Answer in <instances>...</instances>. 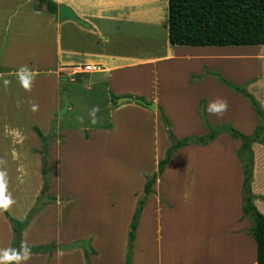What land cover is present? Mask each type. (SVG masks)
Listing matches in <instances>:
<instances>
[{"label": "rangeland", "instance_id": "374dc122", "mask_svg": "<svg viewBox=\"0 0 264 264\" xmlns=\"http://www.w3.org/2000/svg\"><path fill=\"white\" fill-rule=\"evenodd\" d=\"M103 1L107 4L106 8L114 6L115 11L122 14L128 13L124 8L131 5L130 8L136 16L154 19L168 17V0ZM7 2V7H10L14 0ZM66 2L59 0L58 4ZM117 6H122V10L117 9ZM55 16L58 18L57 14ZM31 19L33 20L32 17ZM164 39L165 30L138 24L131 29L124 27L120 37L110 48L125 55L145 54L164 48ZM12 43L13 41H9V44ZM184 47L196 54L213 55L208 59L212 62L211 69L235 83L249 82L248 89L264 107V45ZM37 50L39 48L29 47L28 40L24 39L20 50L12 56H22L27 60L28 56ZM3 53H6V50ZM87 59L92 58H82ZM199 61L192 63L197 66ZM186 67L188 70L194 66L189 65V68L186 64ZM174 69L178 78L168 75L166 77L165 72L160 73L157 92H162V101L167 103L168 109L165 112L173 122V129L179 138L188 134L202 135L208 132L203 122L204 111L213 124L230 123L235 126L233 122L237 121L242 123L243 128L257 126L258 117L250 102L225 87L216 76L208 74L210 68H203L199 74H191L189 77L184 75L185 66ZM160 70L163 71V68ZM95 72L86 73L88 75H84L82 81L78 74L72 75L73 77L60 74L61 107L52 113L51 125L48 126V119L45 118L55 107H52L51 95L43 96L41 111H37L40 112L36 115H40L41 122L29 123V130L36 133L34 126H38L50 137L46 190L41 154L43 146L39 135L36 133L40 145L31 148V153L25 152L26 154L22 150V144L18 143V138L13 137L10 142L0 141V160L5 161L0 164V171L6 173V195H10L14 200L9 209L10 214L23 220L38 201L45 203L36 217L34 216V226L22 242L25 241L24 243L30 246L48 248L40 253L34 252L37 254L30 253V258L24 260L26 264H125L128 232L137 203L144 194L147 178L158 171V162L165 155L159 157V154L164 147L167 149L170 145L159 115V106L158 109H150L153 113L151 116L141 114L134 108L116 113V108L124 103L116 104L113 100L115 90L107 91V80L99 78L97 83L96 80L90 79V74ZM116 77L119 79L116 86L129 91L135 90L132 95L125 96L152 102L147 97L152 93L155 80L148 66L126 69L116 74ZM188 80L193 84H189ZM94 83L97 84L93 86ZM2 87H5L3 81L2 85L0 83V89ZM87 87L93 89L87 90ZM206 94L212 96L214 101H227L228 108L223 116L209 114ZM66 103L69 104V109L60 119L59 111ZM125 103L145 107L134 101ZM93 107L100 109L96 113L95 124H92L89 115ZM11 132L18 135L17 132ZM205 168L217 171L211 166ZM227 174L229 175V168L225 167L222 175L218 177L202 176V180L213 182L196 186L187 191L191 193L178 198V208L170 214L169 226L166 225L165 228V231H168L167 252L175 253L178 264L240 262L242 256L237 245L242 243L241 240L234 241L222 231L223 226L232 222L238 215L235 207L230 214H226L228 207L223 198L228 197L232 191L233 199L237 190L235 187L229 189L228 181L232 184V178ZM153 193L158 201L166 202V196L160 186ZM172 195L177 197V193ZM255 205L257 207V204ZM3 213L5 214L4 211ZM247 218L252 224L250 217ZM7 232V224L0 212L1 244L6 242ZM12 236L14 239V232ZM225 242L232 243L233 246L229 244L231 252L224 250L222 253L217 248L219 243ZM157 249L158 246H155V251ZM177 253H181V256L177 257ZM145 254L146 250L143 256ZM158 260L159 255L155 258V261Z\"/></svg>", "mask_w": 264, "mask_h": 264}, {"label": "crops", "instance_id": "0c3cea01", "mask_svg": "<svg viewBox=\"0 0 264 264\" xmlns=\"http://www.w3.org/2000/svg\"><path fill=\"white\" fill-rule=\"evenodd\" d=\"M56 1L58 3L59 0ZM66 1L65 4L71 6L76 15L88 23L87 25L73 20L61 21L48 11L35 7V2H37L35 0H14L10 7H7V0H0V53L2 54H0V83L2 85L3 81L5 85V80L10 82L7 86L0 89V141L10 142L13 137H16L20 140L18 143L22 144L24 153H31L29 151L31 148L40 145L37 134L29 130V123L33 121L41 122L40 115L36 114L40 113L37 111H41L40 106L44 101L43 96L51 95L53 100L52 107L55 106L45 115V118L48 119V126L51 125L52 113L54 111L57 112L61 107V103H59V68L62 65L79 62L97 64L99 70L90 74V79L96 80L97 83L100 81L98 80L99 78L107 80V91L114 89L118 96L132 95L135 90L129 91L126 88L116 86L115 84L119 80L116 74L126 69H141L148 66L155 82L152 93L147 98L155 101L158 106H163L165 111H168L167 103L162 101V92H157V86L160 84L158 80L160 79V73L165 72L166 77L168 75L171 78H178L174 69L178 66H185L184 75L188 77L191 74H199L203 68L208 67L211 69L212 62H209L208 59L213 57V55L196 54L188 51V47H173L170 44L167 18L154 19L136 16L130 8L131 5L124 8L129 12L122 14L116 12L114 6L106 8L107 4L103 0ZM122 8V6H117L119 10H122ZM20 17L23 19H20ZM138 24L151 26V28L157 30L159 28L163 29V31L165 30L164 48L136 55H125L110 48L116 43L124 27L131 29V27ZM24 39L28 40L29 47L39 48V50L29 55L27 60L22 56H12L20 50ZM9 41H13V43L9 44ZM14 48L16 49L15 51L13 50ZM4 50H6V53H3ZM84 56L92 59L82 60ZM20 57L22 58L20 59ZM196 60H200L197 66L193 64ZM201 60H203L202 63ZM186 64L188 67L189 65L194 67H189L190 69L187 70ZM23 66H27L34 77L32 80L34 85H31L30 91L21 86L17 77L18 70ZM162 68L163 71L160 70ZM84 75L88 74H82L78 78L82 81ZM185 76L184 78H186ZM97 83H94L93 86ZM188 83L193 84L189 80ZM92 87H87V90L94 88ZM205 96L208 105L214 101L212 96L208 94ZM33 105L37 106L35 111L33 110ZM131 108L138 109L141 114L146 116L153 114L147 107H140L130 103H124L122 106L117 107L116 113ZM233 123L237 129L242 130L246 134H251L255 130V127L248 126L243 128L241 127L242 123L240 124L237 121ZM11 131L17 132L18 135L13 134ZM8 132L12 135H7ZM168 142L170 143V140ZM240 145V139L231 137L227 132H222L215 140L206 145L189 144L175 152L161 177L153 186V190L160 186L166 196V202L158 201L155 197L156 195L152 193L144 206L134 241L133 264H178L179 261H176L175 253L169 254L167 252L168 231H165V228L166 225L169 226V216L176 212L179 205V197L191 193L187 191L192 190L196 186L200 187L203 184L213 182L208 179L202 180V176L218 177L222 175L225 167L229 168V175H227L232 178V184L231 181H228L229 189L231 190L232 187L237 188L235 195H233L235 200L231 199L232 191L230 190L228 197L223 198L228 207L226 214H230L235 207L238 215L232 222L223 226L222 231L227 233L234 241L241 240L242 242L237 245L242 258L240 262H235L234 264H257V243L254 237L250 235L251 222L247 217L243 216L242 187L244 172L237 153ZM165 150L166 147H164L162 153L158 151V154L160 153L159 157L165 154ZM253 150L252 191L255 204H257L258 209L260 208V211L264 212V202H262L264 201V143H254ZM218 161H224L225 163L220 164ZM206 166L216 168L217 171L206 169ZM172 193H177V197L173 196ZM0 212L3 221L5 219L8 231L6 233V242L4 244L0 242V250L11 249L13 240L12 225L3 211L0 210ZM35 217L25 229L22 241L26 240L28 233L32 230ZM171 241H173L172 237ZM24 242L23 244L30 246ZM229 244L232 245V243L227 242L219 243L217 248L222 253L224 250L229 252ZM155 246H158L157 251H155ZM30 247L35 246L31 245ZM145 250L146 254L143 256ZM29 253L37 254L40 252L29 251ZM157 255H159V260L155 261ZM180 256L181 253H177V257ZM5 264H8V262H5ZM19 264L26 263L23 260ZM66 264L69 263L67 262ZM217 264L222 263L218 261Z\"/></svg>", "mask_w": 264, "mask_h": 264}, {"label": "trees", "instance_id": "16d2710c", "mask_svg": "<svg viewBox=\"0 0 264 264\" xmlns=\"http://www.w3.org/2000/svg\"><path fill=\"white\" fill-rule=\"evenodd\" d=\"M36 7L45 9L53 15H56L58 11L56 0H37ZM167 22L169 24V42L172 46L264 45V0H168ZM208 74L216 76L225 87L247 99L258 117V124L251 134H246L230 123L213 124L208 120L207 112L204 111L202 112L203 122L208 132L202 135L190 134L179 138L173 129L174 125L170 117L159 106V115L167 131L170 145L166 149L164 157L158 162V171L147 178L144 185V194L137 203L128 232L125 264H133L134 241L145 203L154 191L153 186L156 180L161 177L175 152L189 144L206 145L215 140L222 132H227L231 137L241 140L237 153L244 172L242 187L243 214L250 217L252 221L250 233L257 243V264H264V213L254 204L252 191L253 144L264 143V107L248 89L249 82L238 84L230 81L220 72L213 70H209ZM80 75L82 74L78 76ZM119 97L113 94V100L116 101V104ZM34 130L42 141L41 154L45 177L44 189L46 190L48 187L50 137L45 135L37 126H34ZM44 204V202L38 201L23 220L13 217L9 211H4L12 224L14 232L12 250L23 252L21 249L23 233ZM26 247L30 252H43L48 248V246ZM11 264H16V262L13 261Z\"/></svg>", "mask_w": 264, "mask_h": 264}, {"label": "clouds", "instance_id": "9594fccd", "mask_svg": "<svg viewBox=\"0 0 264 264\" xmlns=\"http://www.w3.org/2000/svg\"><path fill=\"white\" fill-rule=\"evenodd\" d=\"M17 77L21 86L24 87L26 90L30 91L32 80L34 77L31 71L27 68V66H23L21 69L18 70ZM4 83L5 86H7L10 82L8 80H5ZM36 107V105H33L34 111L36 110ZM227 108L228 104L226 100L217 99L209 103L207 111L211 115L223 116L224 112L227 111ZM99 111L100 109L98 107H93L91 109L89 115L91 117L92 124L97 123L96 113ZM4 163L5 161L0 160V164ZM5 176L6 173L0 171V210L2 211H8L10 207L14 204V200L12 199V197L10 195H6L7 185L5 182ZM21 249L23 250V252H18L12 249L0 250V264H5V262H9V264H11V262L13 261H15L16 264H19L20 261L30 258V253L23 243L21 244ZM59 254L60 253H58V255Z\"/></svg>", "mask_w": 264, "mask_h": 264}, {"label": "water", "instance_id": "95a60500", "mask_svg": "<svg viewBox=\"0 0 264 264\" xmlns=\"http://www.w3.org/2000/svg\"><path fill=\"white\" fill-rule=\"evenodd\" d=\"M57 15H58V18L59 20L61 21H65V20H73L77 23H80V24H83V25H87L88 23L78 17L74 11V9L69 6V5H66V4H58V11H57ZM128 101H134V102H137L145 107H148L149 109H152V110H155V109H158V105L155 101H152V102H148L146 101L145 99L143 98H139V97H133V96H120V98H118L117 100V103L118 104H123L125 102H128ZM68 103H66V105L64 106V108H62L60 111H59V118L61 119L63 117V115L66 113L67 109H68Z\"/></svg>", "mask_w": 264, "mask_h": 264}, {"label": "built area", "instance_id": "2783aa9c", "mask_svg": "<svg viewBox=\"0 0 264 264\" xmlns=\"http://www.w3.org/2000/svg\"><path fill=\"white\" fill-rule=\"evenodd\" d=\"M99 68L92 63H73V64H65L60 66L59 73L67 74L69 76L79 75L84 73H90L94 71H98ZM73 77V76H72Z\"/></svg>", "mask_w": 264, "mask_h": 264}]
</instances>
